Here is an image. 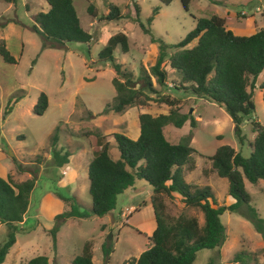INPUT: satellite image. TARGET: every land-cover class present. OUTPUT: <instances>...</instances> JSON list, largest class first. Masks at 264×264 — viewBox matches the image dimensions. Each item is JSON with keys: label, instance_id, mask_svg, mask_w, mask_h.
<instances>
[{"label": "rangeland", "instance_id": "1", "mask_svg": "<svg viewBox=\"0 0 264 264\" xmlns=\"http://www.w3.org/2000/svg\"><path fill=\"white\" fill-rule=\"evenodd\" d=\"M88 1L97 14L106 12L108 3H113L118 6L121 17L98 20L97 16L86 12ZM73 3L80 25L91 32L89 42L70 41L43 47L42 38L31 25L33 14L48 7L45 0H16L14 3L0 0V42L16 60L12 64L0 58V175H7L12 181L32 175L35 179L25 219L17 224L15 241L0 264H23L36 254L50 257L52 264H70L87 239L91 240L92 264H121L137 257L149 245L144 236L147 225L155 223L148 199L147 205L142 204L150 193V186L143 179L135 178L132 187L116 194L114 206L106 214L63 219L54 233V246L48 231L54 223V214L68 210L71 203L86 212L90 208L86 165L91 157V146L83 132L91 130L104 135V140L112 141L111 133H124V124L135 117V106L114 112L105 105L113 101L115 94L111 79L130 78V84L136 87L140 83L137 78L140 66L147 70L157 53L156 42H151L149 36L172 44L193 27L197 17L219 15L235 34L251 33L264 21V0H189L187 9L179 0L168 4H160L158 0H74ZM134 4L138 6L139 20L148 27L149 33L138 25ZM155 6L156 12L146 22L145 18ZM117 30L126 34L128 50L121 52L115 46L112 61H96L98 49ZM113 64H119L117 71ZM163 67L167 70L166 86L160 88L151 77L158 93H150V98L154 99L147 111L152 114L167 111L169 106L155 101L157 95L178 98L175 106L179 112L191 114L196 121L190 126L186 120L180 127L168 123L163 132L171 142L184 134L191 136L190 145L196 150L192 153L195 167L191 171L184 170L183 177L190 184L205 186L216 204L227 205L232 198L226 193V179L202 170L210 165L206 156L220 144H228L243 156L249 153L248 140L253 135L249 119L264 123V102L258 88L264 81V67L253 83L251 116L240 124L241 141L233 133L230 117L222 106L188 91L171 88L172 79L178 76L167 63ZM40 91L46 94L47 106L42 114H35L32 106ZM52 134H56L54 144ZM52 145L70 152L67 163L61 166L53 162ZM109 152L116 157L113 146ZM62 169H65L63 175ZM244 188L250 195V204L264 220V179L255 183L244 179ZM133 194L135 198L129 202L127 197ZM165 202L170 215L184 212L195 216L201 224V212L194 207L183 208L178 195L167 197ZM130 203L136 209L128 215L126 209ZM240 209L245 211V206ZM121 211L124 215H119ZM219 218L224 226L223 242L215 248L199 249L191 264H206L208 260L213 264H264V240L250 220L239 211L227 209ZM10 228L13 230L0 223V242ZM102 243L110 246L106 257ZM235 254H239V258Z\"/></svg>", "mask_w": 264, "mask_h": 264}, {"label": "trees", "instance_id": "2", "mask_svg": "<svg viewBox=\"0 0 264 264\" xmlns=\"http://www.w3.org/2000/svg\"><path fill=\"white\" fill-rule=\"evenodd\" d=\"M14 3L16 0H2ZM160 4H168L171 0H158ZM187 9L189 0H179ZM46 10L33 14V31L42 38V46H57L64 42H84L91 39L90 30L84 29L79 22L74 8V0H45ZM86 12L92 17L103 20H116L121 17L117 5L108 3L106 12L97 14L90 1L86 4ZM135 18L143 32L149 33L148 27L139 20L138 6L134 4ZM152 13L145 18L149 22ZM156 42L157 53L154 62L147 70L140 66L137 78L140 83L134 87L130 78L119 81L113 77L115 94L112 102L105 105L114 112L125 107L135 106L137 112L138 134L130 138L122 132H112V141L104 140V135L86 130L83 135L89 139L91 157L86 165L88 178L87 191L90 197L88 212L79 210L73 203L68 210L54 214L53 225L49 228L52 246L54 233L59 223L66 217H82L92 214L101 216L109 212L115 203L116 194L131 186L135 178L143 179L150 186L149 200L153 211L155 225L146 236L149 245L141 250L137 257L121 264H191L196 252L201 248L218 247L224 240L225 232L219 215L225 210L239 211L252 223L255 230L264 240V220L250 204V195L244 188V179L255 183L264 179V123L253 119L249 124L253 132L248 140L249 153L246 156L235 151L228 144L218 145L207 155L209 167L202 170L214 172L226 179V193L232 202L216 204L211 192L205 187L186 182L184 170L191 171L195 167L192 153L196 150L190 145V135L184 134L177 141H169L163 132V126L170 123L180 127L184 121L190 126L195 118L187 112H179L175 106L177 99L166 94L157 95L155 101L165 103L166 112L152 114L150 93H158L153 83L163 88L166 86L167 70L164 64L177 74L172 79L171 88L185 90L190 94L202 97L222 106L230 117L233 133L241 141L240 124L251 116L252 89L257 75L264 67V21L263 24L249 34H235L224 25V19L216 14L209 17H197L191 29L172 44H166L160 37L149 36ZM121 52L128 50L127 36L123 31L111 33L96 53V61H112L114 47ZM0 58L6 63H16L3 42H0ZM119 64H113L115 71ZM261 99L264 102V81L258 85ZM47 106L46 94L40 91L32 106L35 114H42ZM56 134H52L54 144ZM116 149V157L109 152L110 147ZM52 160L56 165H64L70 156L68 150L50 149ZM34 176L20 181H12L8 176H0V223L5 224L7 233L0 242V263L8 248L14 243V232L22 220L28 205L29 194L34 186ZM178 195L183 208L194 207L201 212L202 222L198 224L195 216L179 212L170 215L166 212L167 197ZM245 206V211L240 208ZM145 236V234H144ZM106 257L110 246L101 244ZM91 240H85L70 264H92ZM239 258V254H235ZM248 260V257H246ZM23 264H52L44 254L33 255ZM206 264H213L208 260ZM255 264V262L253 263Z\"/></svg>", "mask_w": 264, "mask_h": 264}, {"label": "crops", "instance_id": "3", "mask_svg": "<svg viewBox=\"0 0 264 264\" xmlns=\"http://www.w3.org/2000/svg\"><path fill=\"white\" fill-rule=\"evenodd\" d=\"M252 33V32H251ZM249 34V33H248ZM130 107H134V106H130ZM123 112H126V111H123ZM137 112H138V110L136 109V112H135V117H133L132 119H130L129 121H130V123H128V122H126L125 124H124V126H125V128H124V130H126V131H124V133H126L128 136H130L131 138H135L136 136H137V134H138V124H137ZM125 121H128V120H125ZM134 123V124H133ZM164 127V126H163ZM166 137V136H165ZM167 138V137H166ZM89 161V160H88ZM61 173V172H60ZM63 174H65V169H64V173H62V175ZM0 176H2V177H6L7 175H0ZM132 187V186H131ZM135 198V194H133V195H130V196H128L127 197V200L129 201V202H132V200ZM148 199V201L150 202V200H149V193L144 197V199H143V201H142V204L144 205V204H146L147 202H146V200ZM147 205V204H146ZM28 206H29V200H28V205H27V209H28ZM148 206H150L151 207V204H148ZM128 208L126 209V213H128V215H130V213L131 212H129V211H134V209H136V206L135 205H133L132 203H130L128 206H127ZM27 209H26V211H27ZM151 209H152V207H151ZM26 211H25V213H26ZM25 213L23 214V216H22V220L19 222V223H22L23 221H24V219H25ZM152 213H153V211H152ZM119 215H124V211H121L120 213H119ZM154 217V216H153ZM18 223V224H19ZM154 225H155V223H154ZM154 225L153 226H149V225H147V230H145V232H144V234H145V237L151 232V230L154 228ZM15 241V240H14ZM48 257V256H47ZM48 260H50V257H48Z\"/></svg>", "mask_w": 264, "mask_h": 264}, {"label": "water", "instance_id": "4", "mask_svg": "<svg viewBox=\"0 0 264 264\" xmlns=\"http://www.w3.org/2000/svg\"><path fill=\"white\" fill-rule=\"evenodd\" d=\"M233 8V7H232ZM248 104H249V107H252V103H251V101L250 100H248ZM191 111V109H189V111L188 112H190ZM249 120H251V119H249Z\"/></svg>", "mask_w": 264, "mask_h": 264}, {"label": "built area", "instance_id": "5", "mask_svg": "<svg viewBox=\"0 0 264 264\" xmlns=\"http://www.w3.org/2000/svg\"><path fill=\"white\" fill-rule=\"evenodd\" d=\"M61 173H64V170L63 169L61 170Z\"/></svg>", "mask_w": 264, "mask_h": 264}]
</instances>
